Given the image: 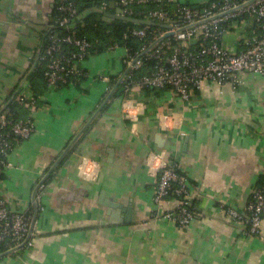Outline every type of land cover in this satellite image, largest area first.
Returning <instances> with one entry per match:
<instances>
[{"label": "crops", "instance_id": "1", "mask_svg": "<svg viewBox=\"0 0 264 264\" xmlns=\"http://www.w3.org/2000/svg\"><path fill=\"white\" fill-rule=\"evenodd\" d=\"M55 2L0 0V108L14 90L38 94L35 131L14 140L0 196L31 218L34 187L125 65L124 50L117 48L85 59L86 75L76 86L34 87L29 71ZM244 25L250 31L254 22L245 19ZM234 32L224 44L240 48ZM239 76L236 87L204 80L187 101L171 89L125 90L120 84L121 95H111L41 184L31 243L1 255L0 264H264V213L259 236L226 211L244 212L264 178V76ZM162 151L176 160L196 195L186 226L152 217L155 209L177 205L172 196L159 206L153 199L156 178L147 157ZM83 157L98 161L93 182L78 175Z\"/></svg>", "mask_w": 264, "mask_h": 264}, {"label": "built area", "instance_id": "2", "mask_svg": "<svg viewBox=\"0 0 264 264\" xmlns=\"http://www.w3.org/2000/svg\"><path fill=\"white\" fill-rule=\"evenodd\" d=\"M247 1L249 0H204L200 2L205 4L203 6H188L181 4L179 0H111L115 6L123 10L124 15L129 17H132L135 5L176 3L183 20L182 23L174 20L164 29L153 34L152 38L156 40L163 34L171 33L144 55L153 61L154 69L140 79H134L130 71L141 65V57L131 64L136 56L130 53L127 46H122L126 66L130 65V69L120 84L125 90L131 87L160 89L170 86L179 98L187 101L204 80L218 84L230 83L236 87L241 83L239 74L242 71L264 76V0H253L240 7ZM58 2L59 10L69 15L76 13L73 1L58 0ZM108 2L109 0H104L100 9L105 10ZM232 8L237 9L229 12L228 10ZM241 16L242 19H238ZM147 17L168 22L171 18L164 9L150 10ZM243 18L254 22L251 33L245 32ZM201 20L206 21L189 26ZM56 22L66 29L72 28L67 17L59 18ZM236 28L238 30L234 32ZM151 31L150 25L129 28L123 33V37L143 39ZM230 32L236 34V41L241 40L240 48H229L224 44V37ZM170 38L178 44L173 43ZM202 40H208L209 44L196 50L189 48L190 45ZM46 41L45 48L39 50L35 61L37 66L45 67L43 74L46 88L51 90L60 85L78 84L81 77L86 75L81 63L92 55L91 43L75 32L60 35L53 30L48 31ZM67 46L71 49L66 50ZM117 48L119 44L115 42L108 46L107 51ZM145 49L143 48V51ZM17 97L18 103L22 104L29 113L25 119L14 122L8 118L4 106L0 108V176L8 166L6 155L12 149L14 140L26 139L35 131L33 114L37 99L24 92H20ZM147 166L150 174L156 178L153 198L155 204L159 206L168 197H177V205L174 209L167 211L155 209L152 217L179 226L188 225L194 217L192 207L196 195L192 193L187 177L179 171L176 160L168 159L163 151L157 154L150 152ZM97 168L96 159L83 157L77 165L78 175L84 182H93L96 179ZM226 211L235 222L245 224L248 234L260 236L264 213V180L253 188L244 212L233 208H227ZM30 223L29 213L11 210L0 196V244L5 243L10 248L22 244L29 232ZM30 243V240L26 242V244Z\"/></svg>", "mask_w": 264, "mask_h": 264}, {"label": "trees", "instance_id": "3", "mask_svg": "<svg viewBox=\"0 0 264 264\" xmlns=\"http://www.w3.org/2000/svg\"><path fill=\"white\" fill-rule=\"evenodd\" d=\"M75 4L76 7V13L74 15L66 14L65 12L59 10L58 7V0H56L54 7L51 10L50 13V19L48 22V30L57 31L60 35H66L69 32H75L79 36H84L90 43H91V52L93 54H100L107 51V48L112 43H118L119 48H122V46H127L130 49V53L134 56H138L143 52V48H147L154 40H153V34L157 31H160L164 29L168 23L175 20V22L182 23V18L180 17V14L178 12V6L176 3H168L164 2L162 4H156V3H149L147 5H135L134 6V12L132 14V17L134 18H141L146 20H152L153 24H151L152 31L150 34H148L143 39H139L137 37L128 36L126 38L123 37V33L128 30L129 28H140L145 26L144 24H138L133 22H123L120 20H117L115 18H111L108 16L107 13H114L115 9L110 6L112 3L111 0H109L106 9L101 10L100 7L104 0H71ZM114 1V0H113ZM179 0L181 4H185L188 6H203L204 3H199V1L195 0ZM114 3V2H113ZM154 9H164L166 10L169 15L171 16L170 21L167 20H153L147 17V13L150 10ZM67 17L70 21V24H72V28L66 29L63 26H60L56 20L59 18ZM238 19H242V16ZM244 20V18H243ZM252 29L245 30V32L251 33ZM48 33V32H47ZM41 37H44V41L41 44L40 51H42L45 48V44L47 43V35L45 31L40 32ZM172 41V38H170ZM175 43L174 41H172ZM239 43V46H241V40L237 41ZM175 44H178L176 42ZM209 44L208 40H202L195 42L194 44L190 45L191 50H196L200 48L203 45ZM70 47H66V50H70ZM39 52V51H38ZM87 59V58H86ZM153 61L147 59L144 55H141V65L132 71L134 79H140L142 76L149 74L153 71ZM126 63L124 65V70L126 68ZM44 69L45 67L37 66L35 64L33 67L30 68L29 71V79L34 83V87L37 89H41L42 86H45V79H44ZM123 70V71H124ZM85 71V70H84ZM83 77H81L82 79ZM80 79V81H81ZM114 83L117 81V79L112 80ZM79 84V83H78ZM77 85V84H76ZM75 85V86H76ZM66 87L70 85H60V87ZM46 87V86H45ZM167 89H170V86H166V88H144L146 91H152V92H161L166 91ZM113 94L115 96H120L121 92L117 88ZM17 93L14 91L11 92V94L7 97L4 104V110L8 113V118L12 121H17L20 119H25L28 115V110L22 105L18 103V97ZM35 99L38 98V94L32 95ZM3 174H1L2 176ZM264 180V178H263ZM262 183V182H261ZM259 183L258 185H260ZM174 198H177L176 196H173ZM193 209V207H192ZM10 248V246H6L5 243L0 244L1 253L7 251Z\"/></svg>", "mask_w": 264, "mask_h": 264}, {"label": "water", "instance_id": "4", "mask_svg": "<svg viewBox=\"0 0 264 264\" xmlns=\"http://www.w3.org/2000/svg\"><path fill=\"white\" fill-rule=\"evenodd\" d=\"M251 1H253V0H249L247 2H244L243 4L240 5V7L246 5L247 3L251 2ZM110 6L115 9L114 14H108L111 18H115V19L120 20V21H123V22H133V23L144 24V25H151V24H153V21L152 20H146V19H141V18H134V17H129V16L124 15L123 14V10L121 8L115 6V4L113 2L110 4ZM235 9H237V8H232V9H230L228 11L230 12V11H233ZM203 21H206V20H201V21H198V22L189 24V26H194V25H196V24H198L200 22H203ZM170 35H171V33H166V34H163L160 37H158L140 55L136 56L135 59L131 62V64H133L135 61H137L141 57V55H145L154 45H156L157 43H159L161 40L165 39L166 37H169ZM129 69H130V65H128L125 68V70L119 76L118 80L116 81V83L114 84V86L112 87V89L109 91V93L106 95V97L104 98V100L102 101V103L100 104V106L95 110V112L92 114V116L90 117V119H88V121L85 123V125L82 127V129L78 132V134L69 142V144L66 146V148L64 149V151L60 154V156L56 159V161L49 168V170L47 171V173L43 176V178L34 187L33 192H32V200H33L34 212H33L32 218H31L29 232H28L25 240L23 241V243L20 244V245L14 246L12 248H9L7 251L1 253L0 256L1 255H5L7 253H10L12 251H15V250L19 249L20 247L24 246L26 244V242L30 239V236H31V233H32V229H33V226H34V223H35V220H36L37 211H38L35 197H36V194H37V192L39 190V187L48 178V176L53 172V170L57 167V165L59 164V162L61 161V159L64 157V155L72 147L73 143L79 137V135L84 130V128L100 112V110L105 105V103L110 99V97L113 94V92L118 88V86L120 85L121 81L125 78V76L128 73ZM104 204H106L107 206H110V207H113L114 206L113 203H111L110 201L108 202L106 200H104Z\"/></svg>", "mask_w": 264, "mask_h": 264}]
</instances>
